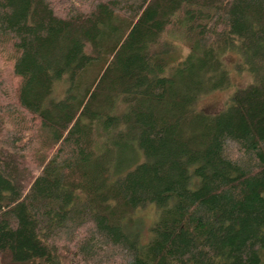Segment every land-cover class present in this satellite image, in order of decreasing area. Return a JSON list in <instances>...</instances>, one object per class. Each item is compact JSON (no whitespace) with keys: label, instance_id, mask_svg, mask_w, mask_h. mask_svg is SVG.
Returning <instances> with one entry per match:
<instances>
[{"label":"trees","instance_id":"16d2710c","mask_svg":"<svg viewBox=\"0 0 264 264\" xmlns=\"http://www.w3.org/2000/svg\"><path fill=\"white\" fill-rule=\"evenodd\" d=\"M2 94L0 264H264V0H0Z\"/></svg>","mask_w":264,"mask_h":264},{"label":"rangeland","instance_id":"374dc122","mask_svg":"<svg viewBox=\"0 0 264 264\" xmlns=\"http://www.w3.org/2000/svg\"><path fill=\"white\" fill-rule=\"evenodd\" d=\"M57 1H59L60 5L63 6V8H65V6H67L68 4V1L70 0H57ZM78 3L79 2H77V4ZM183 51L185 50L183 49ZM224 61L227 67L231 70V77H232L231 87L223 91H217L201 96L196 105V108L198 110L204 111L209 114H216L221 112L227 106L235 90L238 88H242L251 82V77L249 75L245 73L240 74L235 71V65L240 62V59L237 55L228 54L227 56H225ZM5 79L7 85L8 83L11 84L13 83L12 82L13 79H10L8 77ZM12 101L13 99L5 97L3 96V94L0 97V105L3 108L10 104L14 105V102ZM158 213L159 211L154 205H148L145 208L139 209L134 213V218L137 221H139V224L141 225L142 236L145 242H147L151 237V227L154 224V222L157 220ZM106 264H112V263L108 262Z\"/></svg>","mask_w":264,"mask_h":264}]
</instances>
